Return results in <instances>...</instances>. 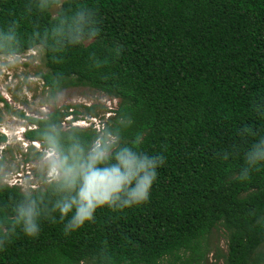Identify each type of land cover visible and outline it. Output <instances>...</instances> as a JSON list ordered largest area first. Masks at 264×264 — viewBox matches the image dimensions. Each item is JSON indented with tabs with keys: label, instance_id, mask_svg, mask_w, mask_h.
<instances>
[{
	"label": "trees",
	"instance_id": "obj_1",
	"mask_svg": "<svg viewBox=\"0 0 264 264\" xmlns=\"http://www.w3.org/2000/svg\"><path fill=\"white\" fill-rule=\"evenodd\" d=\"M87 2L99 10L101 35L91 46L54 53L59 62L43 51L45 86L52 93L88 86L119 99L111 126L117 127V114L135 120L122 142L142 132L139 150L162 154L166 163L149 202L98 210L93 223L67 235L52 213L57 222L42 221L35 238L18 229L0 250V264H206L209 237L219 228L227 253L217 257L225 264H264V167L247 181L224 179L240 171L251 142L264 135V0ZM24 3L0 0V26ZM34 15L43 29L48 17ZM31 32L25 18L21 40ZM96 61L107 63L97 68ZM58 70L67 78L55 81ZM69 116L56 110L47 118L28 117L35 129L26 139L38 143L47 120ZM246 125L259 135L245 137ZM81 134L91 138L94 128ZM41 195L42 207L51 208L56 197L47 185L33 191L34 198ZM21 199L19 186L0 183V219L15 216Z\"/></svg>",
	"mask_w": 264,
	"mask_h": 264
},
{
	"label": "clouds",
	"instance_id": "obj_2",
	"mask_svg": "<svg viewBox=\"0 0 264 264\" xmlns=\"http://www.w3.org/2000/svg\"><path fill=\"white\" fill-rule=\"evenodd\" d=\"M35 13L48 17L43 29ZM8 15L11 19L7 25L0 26V73L22 64L27 53L41 50L48 53L51 63L59 62L54 53L93 45L101 35L103 24L99 10L87 0H25L19 13L12 9ZM25 18L31 19L32 32L22 41L21 22ZM114 52L119 57L121 47L117 46ZM106 63L96 61L95 66L99 68ZM61 71L54 73L57 82L67 78L56 74ZM64 98L65 92L58 91L51 101L59 104ZM115 124L114 128L111 122L102 123L94 128L91 138L85 139L80 123L69 128L64 122H45L38 143L45 183L56 199L51 208L42 207V195L34 198L33 190L19 185L22 199L13 209L15 216L5 215L0 219V250L12 241L18 229L30 238L38 236L42 221L57 222L52 213L59 214L67 235L93 223L98 210H123L149 202L157 170L166 163L165 156H149L139 150L144 142L142 132H137L130 143L122 142V132L135 125L131 114H117ZM242 133L245 137L259 135L247 125ZM243 159L240 171L226 176L225 181H247L253 171L264 167V135L251 142ZM4 183L12 188L18 186L11 179Z\"/></svg>",
	"mask_w": 264,
	"mask_h": 264
},
{
	"label": "rangeland",
	"instance_id": "obj_3",
	"mask_svg": "<svg viewBox=\"0 0 264 264\" xmlns=\"http://www.w3.org/2000/svg\"><path fill=\"white\" fill-rule=\"evenodd\" d=\"M47 72L41 50L27 53L22 64L0 73V96L4 99L0 102V134L6 136V142L0 145L1 184L11 179L14 184L29 190L46 188L40 144L30 142L25 136L26 131L35 129L28 117L43 119L56 110H65L70 116L63 122L69 128L73 123H80L83 128H95L110 122L119 107V99L88 86L62 90L65 98L59 104H53L51 97L56 93L45 86L42 78ZM208 242L210 253L205 263L225 264L217 257L227 253L225 230H214Z\"/></svg>",
	"mask_w": 264,
	"mask_h": 264
}]
</instances>
